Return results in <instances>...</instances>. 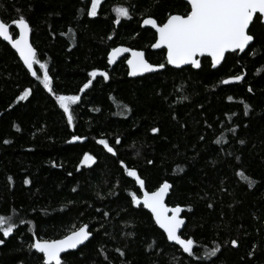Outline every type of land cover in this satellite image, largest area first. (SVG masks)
Here are the masks:
<instances>
[{
    "label": "trees",
    "instance_id": "1",
    "mask_svg": "<svg viewBox=\"0 0 264 264\" xmlns=\"http://www.w3.org/2000/svg\"><path fill=\"white\" fill-rule=\"evenodd\" d=\"M121 6L132 19L117 25L114 9ZM89 8L90 0H0L1 19L11 23L20 10L30 21L56 94L82 98L68 125L54 96L0 39V215L18 228L0 245V264H37L29 248L34 239H59L83 224L92 237L64 255L65 264H264V26L252 27L255 55L228 54L215 70L208 58L199 70H176L165 50H151L154 31L140 25L147 15L164 20L186 12L184 0H101L96 17L87 16ZM119 46L143 50L150 63L166 67L131 79L126 58L108 64ZM34 69L42 76L39 65ZM93 70L109 78L93 79ZM232 74L245 80L220 83ZM89 79L92 86L81 93ZM25 89L30 96L17 102ZM74 135L85 139L72 141ZM101 138L117 156L97 143ZM84 153L96 163L81 165ZM121 160L149 191L165 180L172 185L167 204L183 208L182 236L194 239L195 256L168 242L151 214L129 203L139 186ZM214 247L220 251L211 256Z\"/></svg>",
    "mask_w": 264,
    "mask_h": 264
},
{
    "label": "snow or ice",
    "instance_id": "2",
    "mask_svg": "<svg viewBox=\"0 0 264 264\" xmlns=\"http://www.w3.org/2000/svg\"><path fill=\"white\" fill-rule=\"evenodd\" d=\"M188 9L184 13H168L166 19L159 20L155 15H147L140 25L141 28L150 27L154 29V42L150 45L152 49H166V64L174 66L177 69L182 66H190L194 69L202 67L200 57H210L211 67L217 68L226 59L228 53H246V50L255 55L254 44L257 36L252 32L255 23L264 25V0H186ZM101 0H90V8L87 10V16L96 17ZM117 18L113 21L119 25L121 18L132 19L130 8L116 7L114 9ZM18 15L11 20V23L0 19V38L11 45L18 53L20 60L26 67L32 77L41 82L43 88L55 98V102L67 117L68 125L74 121L73 106L81 101L80 95L56 94L53 88V77L49 74V66L42 63L38 57V50L30 42L32 27L27 17L17 10ZM14 26V28L12 27ZM18 30V32H16ZM111 38V37H110ZM122 53H131L127 58V65L130 69L129 75L137 76L144 73H153L166 67L165 63H150L143 50H134L129 47H115L108 55V63L112 64ZM34 65H39L43 74L38 75ZM259 71V70H257ZM93 79L97 75L105 80L109 78L107 72L93 70L88 74ZM93 79L87 80L79 89L81 93L89 89L93 84ZM245 80V75L232 74L220 81L223 85H231ZM248 92L253 89L249 87ZM31 89H25L17 98V102L27 100L31 94ZM187 99V97H185ZM233 96H227L228 101H232ZM245 115L248 114L249 105L245 104ZM152 133L159 132L158 128H152ZM234 132L235 129H232ZM85 139L81 136H73L72 141ZM203 140L204 137H201ZM5 144L9 141L5 140ZM107 153L117 156V150L110 142L101 138L97 141ZM121 140L117 138L115 144L119 145ZM244 143V141H240ZM97 157L84 153L81 161L83 166L95 164ZM149 164L153 161L149 160ZM120 164L128 177L134 178L138 189L130 193L131 205L148 209L151 212L155 223L166 234V240L178 245L180 249L189 257L196 255L194 252L195 241L192 238H184L181 230L185 226V219L181 216L182 207L177 205L169 207L165 203V197L168 195L172 185L165 180L155 190L146 189V180L142 178L138 170L128 167L124 161ZM79 170V169H78ZM71 175V173H69ZM243 175V173H238ZM11 181L12 177H8ZM28 179L24 184H30ZM252 186L251 184L249 185ZM75 191V189H73ZM138 193H142L138 194ZM212 205H209L211 207ZM107 215V213H105ZM23 223V221H21ZM18 231L17 225L12 217L0 215V245H5L6 240ZM92 232L87 224L73 227L71 231L59 239L36 238L30 244V251L34 250L37 264H65L62 254L69 250H76L79 246L89 241ZM230 244L238 247V241L232 239ZM120 255L125 253L120 251ZM220 251L219 247L212 248L209 255L215 256ZM253 253H249L252 255ZM107 259V256H105Z\"/></svg>",
    "mask_w": 264,
    "mask_h": 264
},
{
    "label": "water",
    "instance_id": "3",
    "mask_svg": "<svg viewBox=\"0 0 264 264\" xmlns=\"http://www.w3.org/2000/svg\"><path fill=\"white\" fill-rule=\"evenodd\" d=\"M185 2H186V0H184ZM0 19H1V17H0ZM264 26V25H263ZM144 28H148V29H151L150 27H144ZM153 31H154V29H152ZM18 31V30H17ZM2 41H3V39L2 38H0ZM3 42H5L6 44H8L6 41H3ZM30 42L32 43V40H31V34H30ZM10 47H11V45L10 44H8ZM123 47H125V46H123ZM13 49V48H12ZM151 50L152 51H154V52H158V51H161V50H165L166 51V49H152L151 48ZM13 51L15 52V49H13ZM247 51V50H246ZM16 53V52H15ZM17 55H18V53H16ZM228 54H232V53H228ZM228 54H226V56L228 55ZM130 56H131V53H122L119 57H117V59H116V61L114 62V63H112V64H109V66L111 67V68H113L115 65H117L118 63H119V61H121L122 59H124V58H126V65H127V58H130ZM18 57H19V55H18ZM145 57H146V54H145ZM203 58H208V59H210V61H211V58L210 57H207V56H205V57H200V60H201V64H202V59ZM20 59V58H19ZM147 59V58H146ZM22 62V61H21ZM224 62V61H223ZM223 62L221 63V65L223 64ZM23 63V62H22ZM221 65H219V66H217V68H213L214 70L215 69H218ZM127 67H128V65H127ZM169 67H171V68H173V69H176V70H180V69H183V68H188V67H190V66H182V68H180V69H177V68H175L174 66H171V65H169ZM165 69V68H164ZM164 69H162V70H159V71H157V72H153V73H144V74H141V75H137V76H131V75H129L128 74V77L129 78H131V79H135V78H141V77H144V76H147V75H150V74H156V73H158V72H161V71H163ZM194 69V68H193ZM195 70H199V69H195ZM129 71H130V69H129V67H128V73H129ZM170 190H171V188H170ZM170 190H169V193H168V195L165 197V203L167 204V199H168V197H169V195H170ZM168 205V204H167ZM142 206V205H141ZM170 207V206H169ZM183 209V208H182ZM148 213H150L151 214V212H150V210H148V209H145ZM152 216V215H151ZM181 216L183 217V211H182V213H181ZM153 220H154V218H153ZM154 222H155V220H154ZM185 222H186V220H185ZM156 224V223H155ZM157 225V224H156ZM158 226V225H157ZM185 226H186V223H185ZM185 226L182 228V230H181V233L183 232V230H184V228H185ZM158 228H159V226H158ZM160 229V228H159ZM162 232H163V230L162 229H160ZM165 234V233H164ZM166 235V234H165ZM92 237V236H91ZM91 237H90V239H91ZM89 239V240H90ZM89 241H87V242H85V244L84 245H81V246H79L78 247V249H76V250H69L66 254H68V253H71V252H76V251H78L80 248H82V247H84L87 243H88ZM171 244H174L173 242H170ZM175 245V244H174ZM176 246H178V245H176ZM179 247V246H178ZM66 254H62V257L64 256V255H66Z\"/></svg>",
    "mask_w": 264,
    "mask_h": 264
}]
</instances>
